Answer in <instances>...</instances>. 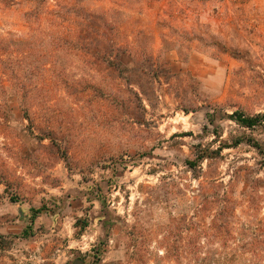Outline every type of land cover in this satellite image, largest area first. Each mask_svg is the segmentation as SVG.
Returning <instances> with one entry per match:
<instances>
[{
  "label": "rangeland",
  "instance_id": "obj_1",
  "mask_svg": "<svg viewBox=\"0 0 264 264\" xmlns=\"http://www.w3.org/2000/svg\"><path fill=\"white\" fill-rule=\"evenodd\" d=\"M0 264H264V0H0Z\"/></svg>",
  "mask_w": 264,
  "mask_h": 264
},
{
  "label": "trees",
  "instance_id": "obj_2",
  "mask_svg": "<svg viewBox=\"0 0 264 264\" xmlns=\"http://www.w3.org/2000/svg\"><path fill=\"white\" fill-rule=\"evenodd\" d=\"M59 48H60V45H59ZM137 94L138 93H136V95ZM234 117H235L237 122H239L240 124H242L243 126L248 127V128H253L256 125L257 119L260 118L259 115L258 116H246L242 112H235ZM44 136H50V134L47 133L46 135H43L42 138ZM50 138H52V137H50ZM207 156H210L209 153H205L204 155L199 156L195 161H189L188 164L191 168L196 169L198 166V163L201 160H203L204 158H206Z\"/></svg>",
  "mask_w": 264,
  "mask_h": 264
}]
</instances>
